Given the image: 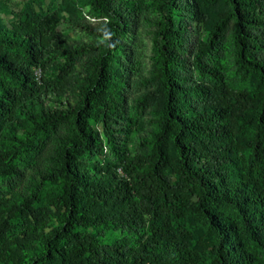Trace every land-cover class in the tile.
Masks as SVG:
<instances>
[{
	"label": "trees",
	"instance_id": "16d2710c",
	"mask_svg": "<svg viewBox=\"0 0 264 264\" xmlns=\"http://www.w3.org/2000/svg\"><path fill=\"white\" fill-rule=\"evenodd\" d=\"M213 1L205 39L197 0L154 1L138 112L123 42L138 1L91 0L99 42L61 64L58 8L0 11V264H264V0ZM147 109L154 129L133 150Z\"/></svg>",
	"mask_w": 264,
	"mask_h": 264
},
{
	"label": "rangeland",
	"instance_id": "374dc122",
	"mask_svg": "<svg viewBox=\"0 0 264 264\" xmlns=\"http://www.w3.org/2000/svg\"><path fill=\"white\" fill-rule=\"evenodd\" d=\"M121 1V0H118ZM141 5V11L138 15L136 26L133 30L127 33V37L123 40L124 44L128 46L132 67L129 68V84H130V103L129 106L134 112L140 111L137 109V99L143 97L146 94L147 89L154 87L149 82L151 71L154 63L153 52V37L154 31L157 29L156 22L159 20V14L154 10L153 3L155 0H135ZM199 10L206 15L207 20L201 21L199 17H189L190 29L192 36H200L202 39L207 38L213 17L221 7L216 5L213 0H197ZM27 5L32 6L33 10L42 11L49 7H56L60 11V23L56 28V32L61 36L62 41L55 43V53L52 56V60L57 64L64 62L63 50L67 46H76L78 44L90 43L96 44L99 39L85 31L86 26H97L102 18L96 17L92 14L91 0H0V11L10 10L8 14H17L19 11H23ZM133 45V48L130 46ZM229 44H226L228 46ZM133 49V50H132ZM224 58L222 59V67L226 68L230 65L231 53L230 48L226 47ZM87 58L84 57L77 61L76 70H86ZM229 71V70H227ZM42 71L36 70V77L40 79L42 77ZM70 101L74 102V96L72 93L69 96ZM151 104V102H149ZM152 109V107H151ZM145 125L140 127L139 133L136 134L135 140L132 143V149L138 148L140 138L148 136L154 129L149 124L150 117L153 116V110H146ZM255 113H251L247 122L244 123V136L249 137L252 134L251 128L253 127L251 121L254 119ZM62 133L66 132L65 128L60 129ZM65 135V134H62ZM45 158V157H44ZM30 172L25 178V183L32 182ZM22 190V187L19 190ZM195 237L198 238L203 231V224L193 221L192 225ZM123 234L120 231H107L103 234V240L111 242L120 238Z\"/></svg>",
	"mask_w": 264,
	"mask_h": 264
}]
</instances>
